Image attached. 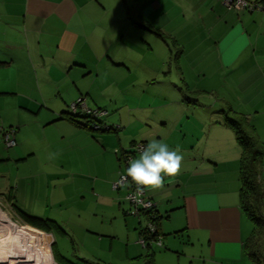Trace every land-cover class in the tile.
<instances>
[{"label":"crops","instance_id":"obj_1","mask_svg":"<svg viewBox=\"0 0 264 264\" xmlns=\"http://www.w3.org/2000/svg\"><path fill=\"white\" fill-rule=\"evenodd\" d=\"M165 33L179 49L183 85L175 88L224 99L144 103L155 65L147 49ZM80 97L119 130L95 132L72 119ZM228 108L247 115L264 144L261 10H230L222 0H0V126L15 129L17 140L8 148L0 139V198L35 216L41 201H58L52 183L61 176L63 192L83 198L74 204L83 239L91 235L101 248L111 238L108 257L85 262L254 264L245 252L253 223L241 205L242 150L225 123ZM153 139L179 146L183 166L162 190L147 192L163 245L144 247L149 217L132 214L128 187L114 184L128 167L122 153ZM5 162L17 169L12 181Z\"/></svg>","mask_w":264,"mask_h":264},{"label":"rangeland","instance_id":"obj_2","mask_svg":"<svg viewBox=\"0 0 264 264\" xmlns=\"http://www.w3.org/2000/svg\"><path fill=\"white\" fill-rule=\"evenodd\" d=\"M150 44L149 46L152 47H148L147 57L149 59L152 58L155 65L153 67L154 70H148L149 77L146 75L145 80L149 78L146 84L147 88H142V91L147 94L144 100L145 104H163L166 107H175V104L180 103L187 105L194 103L212 104V102L216 103L217 99H224V96L211 95L203 91L194 93L186 89H184L186 94L184 93L183 95V91L179 90L180 87L175 88V85L177 86L178 83V86L183 85V82L177 76L176 62L179 58V49L175 44L174 35L170 36L169 33H165L163 38L157 37L154 43ZM3 167L9 173V178L12 181L17 173V169L12 164H7L6 162ZM35 178L41 180L40 176L35 175ZM42 178L45 177L43 176ZM61 178V176L55 178L52 183L53 191L51 192L52 195L56 194V200H58L56 203L60 204L54 203L55 200L50 202L41 201L35 206L33 211L36 212L35 216L37 217L45 216L44 218H50L59 222L64 229L71 232L70 235L74 239L64 234L53 223V236L47 231L33 227L26 223L8 202L0 198V213L3 212L2 214H5V218L7 217L10 221V227H3L1 231L0 264H67L66 260H70L75 264H91L82 259L87 258L95 261L96 258H99V254H101L102 258L103 256L108 257L109 253L107 250L111 238L106 237L101 248H99L100 244L96 240L97 238L94 239L91 235H88V238L83 239L86 232L79 230L80 225L78 223L82 220L77 222V208L74 205L77 204V201L83 200V198L79 197V192H63V185L60 186ZM56 188L58 189L55 192ZM70 188L73 189L72 187ZM90 198L89 194L85 197L89 201L91 200ZM262 214L264 216V209L262 210ZM47 223L51 222L47 221ZM105 227H108V224ZM54 241L56 242L57 260L52 248ZM45 261L49 262L46 263ZM133 264H138V262Z\"/></svg>","mask_w":264,"mask_h":264},{"label":"trees","instance_id":"obj_3","mask_svg":"<svg viewBox=\"0 0 264 264\" xmlns=\"http://www.w3.org/2000/svg\"><path fill=\"white\" fill-rule=\"evenodd\" d=\"M94 110V109H93ZM98 111H104L103 109L97 108ZM225 118V123L234 131L236 140L241 147V190L240 198L241 205L245 213L249 216L253 223V231L250 238L245 243V252L252 259L254 264H264V216L262 210L264 209V187L261 181L262 172V162L264 158V144L260 139L259 135L256 133L254 125L251 123L250 118L240 112L233 109L222 111ZM70 117L75 121L82 119L84 120L83 126H87L95 132L105 133V132H117L119 127L116 125L107 124L102 116H94L93 114H88L81 110L73 112L71 108L69 109ZM136 142L132 145L131 149L126 150L122 153H131L133 158L137 155L135 154ZM143 143V142H141ZM126 174V173H122ZM121 174V175H122ZM120 175V176H121ZM120 178V177H119ZM14 210L25 220L26 223L32 225L35 228L41 229L47 232H53L52 223L61 231V227L55 221L50 219H43L35 216L28 215L26 212L20 208L13 207ZM157 225V232L151 234L145 228L142 230L141 237L150 240H156L161 234L159 232L158 220L159 217L155 215L152 219ZM51 222V223H47ZM56 242L52 244L55 259L57 260V255L55 254ZM156 245L148 244L147 247H152ZM89 263V261H87ZM145 264H155L153 258H148Z\"/></svg>","mask_w":264,"mask_h":264},{"label":"clouds","instance_id":"obj_4","mask_svg":"<svg viewBox=\"0 0 264 264\" xmlns=\"http://www.w3.org/2000/svg\"><path fill=\"white\" fill-rule=\"evenodd\" d=\"M183 166V155L177 146L175 149L163 141L150 140L142 147L138 156L128 161L124 182L134 187V198L139 202L145 192H156L165 186V180L176 179ZM131 198V197H130Z\"/></svg>","mask_w":264,"mask_h":264},{"label":"built area","instance_id":"obj_5","mask_svg":"<svg viewBox=\"0 0 264 264\" xmlns=\"http://www.w3.org/2000/svg\"><path fill=\"white\" fill-rule=\"evenodd\" d=\"M223 3L226 5V7L230 10H235L238 12L245 11V10H261L264 12V0H222ZM71 110L73 112H77L79 110L83 112H87L88 114H93L94 116H102L106 112L105 111H98L96 109L88 108L84 103V98L80 97L75 103H73L70 106ZM0 139L4 141L5 145L10 148L17 144L16 140V130L13 128H4L0 126ZM146 143H137L135 146V154H139L142 147L146 146ZM124 162L128 165V161L133 158V155L131 153H125L123 155ZM125 174H122L119 178V180L114 184L115 188H119L121 186H127L129 191L126 196V199L131 204V212L134 215H141L145 214L149 217V221L146 225V229L149 233L155 234L157 232V225L156 223L151 220L152 217L156 215V203L155 201L148 195L147 192H145L139 199V202L136 201L134 198V187L128 186L130 182H124L123 176ZM131 197V198H130ZM140 243L147 247L148 244L156 245L158 247H161L163 245L162 239L159 237L156 240H150L147 241L146 238L141 237Z\"/></svg>","mask_w":264,"mask_h":264},{"label":"bare ground","instance_id":"obj_6","mask_svg":"<svg viewBox=\"0 0 264 264\" xmlns=\"http://www.w3.org/2000/svg\"><path fill=\"white\" fill-rule=\"evenodd\" d=\"M1 212V211H0ZM3 213V212H2ZM1 213V216H0V237L2 235V229L3 227H6V228H9L10 227V221L9 219L6 217L5 218V214H2ZM5 225V226H4ZM9 241V240H8ZM18 246V245H17ZM19 247V246H18ZM16 249V248H15ZM42 251V250H41ZM43 252V251H42ZM37 254V253H36ZM44 257H45V254L43 253ZM46 263L49 262V261H45ZM49 264V263H48Z\"/></svg>","mask_w":264,"mask_h":264},{"label":"water","instance_id":"obj_7","mask_svg":"<svg viewBox=\"0 0 264 264\" xmlns=\"http://www.w3.org/2000/svg\"><path fill=\"white\" fill-rule=\"evenodd\" d=\"M0 216H1V213H0Z\"/></svg>","mask_w":264,"mask_h":264}]
</instances>
